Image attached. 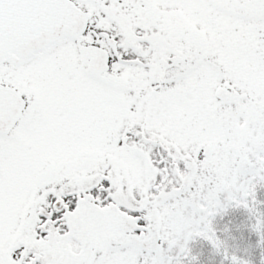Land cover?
Wrapping results in <instances>:
<instances>
[{
	"label": "snow or ice",
	"instance_id": "6c2138e0",
	"mask_svg": "<svg viewBox=\"0 0 264 264\" xmlns=\"http://www.w3.org/2000/svg\"><path fill=\"white\" fill-rule=\"evenodd\" d=\"M0 264H264V0H0Z\"/></svg>",
	"mask_w": 264,
	"mask_h": 264
}]
</instances>
